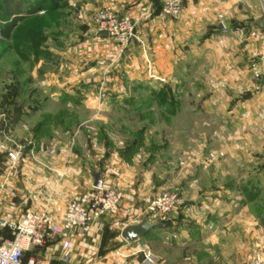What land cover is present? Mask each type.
<instances>
[{
  "label": "rangeland",
  "instance_id": "rangeland-1",
  "mask_svg": "<svg viewBox=\"0 0 264 264\" xmlns=\"http://www.w3.org/2000/svg\"><path fill=\"white\" fill-rule=\"evenodd\" d=\"M6 1L20 2L29 9L37 0H0L1 14ZM39 2L42 6L37 10L10 20L0 18V211L8 215L43 212L50 220L60 222L58 217L64 214L66 203L92 189L93 177L99 174L105 189L118 191L119 187L128 186L137 190L133 200H124L119 191L122 201L116 214L103 217L110 222L106 245L116 252L115 259L121 264H146L148 254L154 258V264H159L155 249L149 244L151 234L128 244L120 233L125 226L144 219L148 204L163 193L177 198L165 229L180 234L197 232L202 218L233 215L240 220L233 226L237 232L232 239L234 264H249L256 255L262 258L251 247L259 245L256 248L264 252V240L253 234L264 222V198L255 199L257 177L264 174V118L245 121L239 103L246 94L221 93L229 88L240 89L245 79L237 72L245 70L249 72L251 88L264 84V48L251 59L248 57L247 64L234 61L228 62L226 68L220 63L202 67L203 64L197 65L201 50L197 38L191 40L193 34L187 35L185 46L178 52L184 60L179 66L184 72L183 80L177 83L172 78H157L160 92L150 95L137 90L130 81L123 83L122 76H117L121 56L116 59L115 54H110V46L106 45L107 56L91 45L79 47L85 33L100 35L93 23L96 11L108 8L118 16L110 7L94 5L86 9L78 8L77 3L72 8V18L61 27L55 26V30L54 25L50 27L53 22L47 8L57 6L58 0ZM259 2L264 19V0ZM127 18L136 22L135 18ZM61 22L59 18L58 23ZM5 32L7 37H3ZM45 33L58 41L56 50L61 55L51 67L40 68L42 71L56 68L57 102H67L73 107L54 111L49 118H35L33 112L17 109L44 98L39 88L32 85L36 71H41L36 68V60L48 59L40 51L46 42L41 40ZM107 44L121 53L125 51L108 37ZM234 49L235 55L241 52L239 47ZM96 57L101 63L96 64ZM174 69L173 64L176 73ZM70 74L73 80L68 77ZM27 81L30 88L21 99L17 96L18 88ZM227 97L229 104L225 102ZM220 103L226 106L216 109ZM36 137L41 144L33 143ZM35 145L48 148L42 153L47 159L42 162L45 169L42 174L33 171L38 166L34 159ZM24 165L30 168L27 174H22ZM51 167L54 171L48 169ZM59 167L64 168L60 173ZM19 197L29 205L5 207V198ZM36 198L54 199L55 204L37 206ZM181 240L182 247L174 250L173 256L187 260L181 264H197V248L203 249L197 243V234ZM224 243L225 239L219 238L216 247ZM129 246L136 247L130 251ZM160 250L156 252L163 254Z\"/></svg>",
  "mask_w": 264,
  "mask_h": 264
},
{
  "label": "crops",
  "instance_id": "crops-1",
  "mask_svg": "<svg viewBox=\"0 0 264 264\" xmlns=\"http://www.w3.org/2000/svg\"><path fill=\"white\" fill-rule=\"evenodd\" d=\"M78 1L79 0H58L57 6H54V8H47V11L50 10L49 12H51L48 17L51 19V22H53V24H50V27L52 28L54 25L53 28L56 30L55 26L61 27V25L67 23L69 19L72 18L71 14L74 13L73 9H75L73 6L77 3L78 8H82L83 6L87 7L86 9H88V6L92 8L94 5L95 7L108 6L121 18H135L136 29L134 38L122 53L120 49L107 44V38L102 37L101 34L95 36L92 32H88L87 35L86 33L84 34L83 43H81L79 47L91 45L97 52L102 54L104 52V56H107L106 48L110 46L108 50L110 54H115L116 59L121 56V58L119 57L121 62L119 66L120 70L119 73H117V76H122L123 81H121L123 83L130 81L137 90L140 89L141 92L150 95L160 92L159 88H161V84L157 82V78H164V80L172 78L177 83L183 80L184 72L180 71L179 66L184 60H182L178 52L180 51L179 48L181 49L185 46L187 35L193 34L191 40L197 38V47L201 48L200 53L197 55V65L203 64L202 67H206L210 63H220L226 68L228 62L233 63L234 61L247 64L249 62L248 57L251 59L254 57L252 55H255L256 52L258 53L264 48V19L261 14L263 9L260 6L259 0H186L180 18L177 21H170L161 16L158 5H149L146 0ZM59 18L63 20L60 24L58 23ZM223 29L226 30V33H222ZM192 32H196V35ZM41 40H46V42L40 46V51L44 54V58L48 59L42 60L39 58L36 60V64H38L36 68H39V70H41L40 67L43 66L51 67V64L58 58V55H61V52L56 50L58 41L54 36L45 33V36L41 38ZM224 47L226 48L225 54L223 53L225 52L223 50ZM236 47L241 48V52L239 53L238 51L235 55L234 48ZM228 51L230 52L229 54ZM94 61L96 64L101 63L98 57H96ZM173 64L176 65V69H174L176 73L173 72ZM213 68L216 70L215 67ZM91 69L86 71H91ZM150 70H152V72L149 73ZM229 73H231V75L229 74V78L232 79L233 72L230 71ZM35 74L32 86L38 87L40 91L39 94L44 95V98L42 101L26 107H19L17 111L33 112L32 115L35 118H49L54 111H68L73 107L72 104H68L67 102H57L59 85L56 68H49L48 70L45 68L44 71L37 70ZM125 75H127L126 78ZM237 75H240L242 80L245 79L241 88L222 90L221 94L225 96L231 94L232 96V94L238 93V91L241 95H243V93L246 94L247 97L239 103L241 105L240 109H242V119L250 122L251 120L255 121L256 119L264 118L260 113H264V84H261L259 88L253 89L248 82V71L237 72ZM68 77L73 80V74H70ZM68 77L66 75V79ZM226 77L228 78V76ZM121 81L119 84H121ZM30 84L31 83L28 81L26 83H21V86L18 88L17 96L21 98V96L27 95L26 91L30 88ZM166 87L169 88L171 86L166 85ZM65 93L67 95L68 92L65 91ZM225 102L227 104L231 103L228 97ZM226 103L218 104L216 109L224 108ZM212 104L213 102H210V105ZM48 137L47 140L50 141L51 137ZM37 138L38 137H36V140ZM37 141L33 143H42L41 140ZM46 150H48L47 146L35 145L33 147V151L37 156L34 159L38 166L33 168L36 174L45 173L42 162L44 160L47 161V159L44 158L42 153L44 154L43 151ZM40 153L41 155H39ZM62 168H57L58 173L63 171L64 168ZM28 169L30 168L24 165L22 167V174L29 173ZM48 169L54 171L52 167ZM257 178L258 185L255 199L259 201L264 198V174L260 173ZM6 190H9V187L6 188ZM118 191L123 194L124 200H133V196H135L137 192V190L128 186H121ZM4 201L6 208L14 206V204L16 206L29 205L26 199L22 197L16 199L5 198ZM34 201V205L37 206L51 207L55 204L54 199L36 198ZM244 206L246 207L247 205L244 204ZM5 213L0 211V218L3 220L14 219L19 216V214L16 213H14V215ZM63 215L61 213L58 217L61 219L59 220L60 222L62 221ZM107 222L105 218H101L95 222L89 232L84 233L80 230H75L73 232L70 238V258L67 264H121V262L115 259L116 252L106 245V230L107 225L110 224V222ZM237 222H240V220L233 215H211L210 217L199 220L198 223H200V225L197 226V232H183L180 234L177 231L165 229V226L161 230L150 232L145 237L151 234L150 239L152 240L149 241V244L152 249H155L154 254L158 256L159 264H181L187 261L183 258L182 260L175 258L173 252L174 250L178 251L180 246L182 247L183 242L181 239L196 234L197 243L203 245V249L197 248V264H234L232 258V239L237 233L233 230V226ZM242 223H244V221H242ZM261 226L259 225L258 228L254 229L253 234L255 233V236L259 238L261 236L263 241L264 227ZM152 233L154 234L152 235ZM10 237L11 234L7 229L0 228V239ZM157 238L160 239V241L155 242ZM219 238L225 239V243L221 244L220 248L216 247ZM61 240V238H56L44 248L33 250L28 255L39 259L42 264H61L58 260L61 252ZM228 240H230L229 243ZM159 246L161 250L158 248ZM254 246L251 247V249L255 248L256 250L253 249L252 251L262 255V264H264V252L262 251L263 253H261L258 250L259 248H256V246L258 247L259 245ZM129 247L131 251L133 249L132 247L136 246ZM157 250L163 251V254H159L156 252ZM228 256H230V259H228ZM238 264L248 263L242 262Z\"/></svg>",
  "mask_w": 264,
  "mask_h": 264
},
{
  "label": "built area",
  "instance_id": "built-area-1",
  "mask_svg": "<svg viewBox=\"0 0 264 264\" xmlns=\"http://www.w3.org/2000/svg\"><path fill=\"white\" fill-rule=\"evenodd\" d=\"M149 5L157 4L161 16L177 21L186 0H146ZM93 23L98 34H107L115 44L124 49L135 35L136 22L116 16L108 8L95 12ZM14 159L12 155H9ZM122 194L116 190L92 188L66 203L61 222L51 221L43 212H25L17 218L3 220L0 228L7 229L11 237L0 239V264H42L39 259L29 256L31 251L44 248L47 244L61 238L59 262H69L70 238L75 230L87 233L99 219L116 214ZM177 203L173 194L163 193L154 198L145 210L144 218L151 223L166 225L171 210ZM146 264H154L151 255L145 258ZM256 255L249 264H262Z\"/></svg>",
  "mask_w": 264,
  "mask_h": 264
},
{
  "label": "water",
  "instance_id": "water-1",
  "mask_svg": "<svg viewBox=\"0 0 264 264\" xmlns=\"http://www.w3.org/2000/svg\"><path fill=\"white\" fill-rule=\"evenodd\" d=\"M102 37L107 38V34L103 33L101 34ZM93 188H101L102 187V181L100 179L99 174H95L93 177ZM165 227L164 224L159 223H151L148 222L147 219H142L138 224L136 225H130L126 226L120 233L121 239L125 243H133L138 239L144 238L146 235H148L150 232L154 230H161Z\"/></svg>",
  "mask_w": 264,
  "mask_h": 264
},
{
  "label": "trees",
  "instance_id": "trees-1",
  "mask_svg": "<svg viewBox=\"0 0 264 264\" xmlns=\"http://www.w3.org/2000/svg\"><path fill=\"white\" fill-rule=\"evenodd\" d=\"M3 7H4V12L0 15V18H4L5 20H10L11 18H15L16 16L24 13L27 14L26 12L28 11H34L35 9L41 8V3L39 0L35 1V3L31 4L32 7L27 9L25 5L20 4V2L12 3L10 1L3 2ZM32 9V10H31ZM27 10V11H26ZM12 23L14 20H11ZM7 32V31H6ZM3 33V37H7V33ZM264 227V222L262 223Z\"/></svg>",
  "mask_w": 264,
  "mask_h": 264
}]
</instances>
